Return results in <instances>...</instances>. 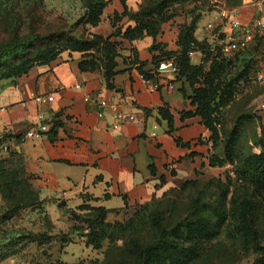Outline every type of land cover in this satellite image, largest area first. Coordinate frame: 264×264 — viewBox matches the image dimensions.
I'll list each match as a JSON object with an SVG mask.
<instances>
[{
	"label": "crops",
	"instance_id": "0c3cea01",
	"mask_svg": "<svg viewBox=\"0 0 264 264\" xmlns=\"http://www.w3.org/2000/svg\"><path fill=\"white\" fill-rule=\"evenodd\" d=\"M127 5L138 10L132 0H127ZM109 7L113 8L111 15L124 11L121 0H113ZM235 11L242 24L241 36L257 31L254 21L264 18V4L256 5L253 0H246ZM211 17L206 15V20L199 22L195 34L199 40L221 43L237 34L230 23L220 21L221 37H212L207 28ZM184 23L185 18L176 16L163 24L156 38L147 36L133 43L122 40L112 89L104 71L80 69L83 54L79 52L67 53L14 81L2 82L0 128L8 136L5 145L22 159L42 201L83 216L89 212L84 207L104 208L108 222H124L167 189L209 171L210 132L199 115L183 116L196 110L189 98L193 95L191 84L173 73L157 75V82L147 81L136 66L124 60L135 51L139 62L148 65L146 69L153 68V59L161 51L152 50V46L178 51ZM129 24L125 17L118 26ZM114 30L107 19L95 33L109 36ZM253 41L252 35L248 43ZM191 58L196 65L203 62L200 52H193ZM256 76L262 79L258 83L264 89V71ZM153 83L160 84L158 90L153 89ZM40 96L52 100L37 102ZM86 96L118 101L124 113L136 120L115 129L111 113L101 116L100 107L94 101L86 102ZM164 113L173 117L172 133ZM257 114L264 128V110ZM41 122L48 123L50 131L42 137H26L29 128ZM177 138L190 147L178 145Z\"/></svg>",
	"mask_w": 264,
	"mask_h": 264
},
{
	"label": "rangeland",
	"instance_id": "374dc122",
	"mask_svg": "<svg viewBox=\"0 0 264 264\" xmlns=\"http://www.w3.org/2000/svg\"><path fill=\"white\" fill-rule=\"evenodd\" d=\"M112 1L108 0L99 24L94 26L89 19L90 0H0V55L18 43H26L21 51L0 60V86L2 82L10 80L2 78L8 67L52 46L63 50L57 58L59 59L70 53L68 41L71 37L91 38L97 34L96 27L102 22L109 19L112 24L113 15L109 14L113 9L109 7ZM154 1L158 0H132L138 9ZM234 1L236 0H174L170 11L185 18L186 23L196 16L201 21L206 15H212L213 21L219 10L232 9L230 5ZM238 1L244 3L246 0ZM220 23L216 22L214 31L209 30L212 37H221ZM252 33L253 40L257 36L264 37L261 32ZM33 34L53 37L47 42L32 43L28 40ZM211 44L214 47L220 45L219 42ZM210 63L211 60L205 63L207 71ZM255 69L264 71V63ZM239 70L237 65L228 77L236 75ZM261 80L253 75L246 81H238L231 100L215 113V117L219 119L217 127L220 129V138L216 142L210 140V160L214 164L209 160V171L190 179L191 184L183 186V183H178L176 187L167 189L154 197L149 207V211L162 214L163 224L168 229L185 219H195L202 214L214 219V231L204 242L203 256L195 264H255L261 255L260 249L264 247V191L239 175L237 157L232 164L225 156L227 134L236 127V121L242 114H249L252 118L241 126L237 154L241 158L252 152H261L256 144L264 135V128L257 114L264 98V89L258 83ZM7 137V133L0 128V163L1 159L8 157L1 150ZM6 162L7 167L12 170L18 169L14 158H7ZM10 181L5 182L0 178V264H136L128 247L129 241L135 238L142 245H150L157 238L155 230L144 220L127 232L112 229L102 247L96 249L87 244L84 236L86 233H83L85 223L76 218L68 208L42 201L36 190L29 188L27 178L19 170ZM234 196L237 199H251L257 205L252 217L256 230L252 245H259L258 249H247L244 246L247 244L234 231L232 221L218 219L219 209H230ZM149 211L144 214V219ZM128 220L124 219L123 223Z\"/></svg>",
	"mask_w": 264,
	"mask_h": 264
},
{
	"label": "trees",
	"instance_id": "16d2710c",
	"mask_svg": "<svg viewBox=\"0 0 264 264\" xmlns=\"http://www.w3.org/2000/svg\"><path fill=\"white\" fill-rule=\"evenodd\" d=\"M174 0H158L150 4L140 6L137 11L129 8L127 0H122L124 11L113 15L112 25L115 30L109 36L99 34L91 38L71 37L68 41V52L82 53V60L79 63L82 71H104L105 78L110 89L114 88L112 80L118 73V58L121 56L122 40L131 43L141 40L147 36L156 38L164 23L176 17L177 13L170 11V6ZM108 0H90V22L97 26L100 22V16L106 7ZM231 4V3H230ZM241 1H234L230 5L232 9L241 6ZM128 17L131 24L128 26H118V24ZM200 17H192L181 26L178 37L179 49L176 52L165 51L162 46L154 44L152 50H160L161 55L153 59V68L146 69V63H140L135 51L131 53L125 62L137 67L144 79L147 81L157 82V71L161 63L166 60L174 59L178 66L177 79L187 80L193 87V95L189 98L192 104L196 106L194 112H186L185 116L199 115L203 124L211 132L209 140L214 142L220 138V129L217 127L219 119L215 113L219 108L228 104L233 96L235 85L238 81H245L259 72L260 64L264 63V37L257 36L252 43L246 47L236 50L232 55H225L219 46L211 44L208 40H199L196 37V30ZM53 35L33 34L28 41L32 43H42L49 41ZM255 44V45H254ZM26 43H18L12 49L6 50L0 55V60H5L12 54L21 51ZM63 50L52 46L38 51L33 57L27 58L22 62L16 63L5 70L4 79L16 80L27 74L32 68L40 65L50 64L55 61ZM191 52H200L203 55L201 64L192 63ZM211 60L209 70L207 71L205 63ZM239 66L240 70L236 75L228 77L234 67ZM163 111V110H162ZM168 120L169 133L174 131V122L171 114L164 113ZM251 115L242 114L236 121V127L231 129L225 141L226 159L234 164L236 157L239 159L238 172L241 177L249 183L254 184L258 189L264 191V135L256 141L261 148V152L250 153L245 157H239L237 154V145L240 139V130L244 122L251 119ZM178 145L190 147V143H184L176 139ZM7 158L16 160V171L7 167V158L1 159L0 178L5 182H11L16 176L17 170L27 178L29 188H32L30 175L23 164L22 159L16 155L11 147L8 146ZM211 164H214L212 159ZM13 173V174H12ZM191 180L184 182L182 185L191 184ZM37 193V192H36ZM38 194V193H37ZM39 196V195H38ZM154 199L141 205L138 211L126 223L107 221V211L104 208H85L88 213L78 215L72 211L76 218L81 219L86 227L83 233L87 238V244L99 249L107 234L112 229L119 231H129L137 223L147 220L149 226L157 233L156 240L150 245H142L137 239L132 238L128 247L132 251L136 264H195L202 256L205 250L204 242L209 239L214 231L215 222L212 217L205 214L199 215L195 219H185L179 222L172 229H168L163 224V216L160 212L149 211V207ZM233 206L225 210L220 208L218 219L221 221H232L234 231L238 233L247 249H258L259 245H252L256 237L254 228L253 215L257 210L256 203L251 199H232ZM149 211L144 219V214ZM261 255L255 264H264V247L260 249Z\"/></svg>",
	"mask_w": 264,
	"mask_h": 264
},
{
	"label": "built area",
	"instance_id": "2783aa9c",
	"mask_svg": "<svg viewBox=\"0 0 264 264\" xmlns=\"http://www.w3.org/2000/svg\"><path fill=\"white\" fill-rule=\"evenodd\" d=\"M256 5H263L264 0H253ZM227 22L230 23V25L233 27L234 30L237 31V34L229 35L227 38V41H222L220 43V47L222 49V52L225 55H231L232 52L242 49L246 47L249 40L252 37V33H246L245 36L239 35V31L242 28V24L237 16V13L235 9L230 8H223L217 12V14L214 17L213 21H210L207 24V28L211 31H214L216 29V22ZM254 29L257 31H260L262 34H264V18H257L254 21ZM193 52L190 53L192 55ZM164 73H173L177 75L178 73V66L174 59L166 60L159 66L157 70V75L164 74ZM170 88H173L172 84H168ZM153 89L158 90L160 87L159 83H153L152 84ZM52 97H36V101L40 103H46L48 101H51ZM86 102L94 101L96 104L100 107L102 110L100 112V115L103 116V113L109 112L114 118L113 127L115 129H118L121 127L122 124H124L127 121H135L136 117L134 115H127L124 113L122 109V105L120 102L108 99L105 96H99L96 98H93L91 96L85 97ZM259 110H264V102L260 103ZM50 131V125L45 122H41L39 124L33 125L29 128V130L26 133V137L28 138H38L42 137L43 135L47 134ZM2 152L8 151V146L4 145L1 148Z\"/></svg>",
	"mask_w": 264,
	"mask_h": 264
}]
</instances>
